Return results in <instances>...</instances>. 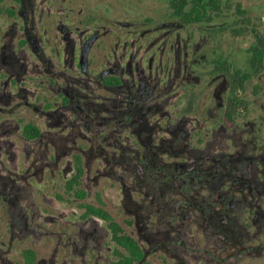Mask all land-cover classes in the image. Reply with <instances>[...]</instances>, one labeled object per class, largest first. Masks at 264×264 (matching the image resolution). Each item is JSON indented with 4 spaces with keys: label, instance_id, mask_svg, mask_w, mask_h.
Here are the masks:
<instances>
[{
    "label": "flooded vegetation",
    "instance_id": "af4514ba",
    "mask_svg": "<svg viewBox=\"0 0 264 264\" xmlns=\"http://www.w3.org/2000/svg\"><path fill=\"white\" fill-rule=\"evenodd\" d=\"M168 1L0 0V195L71 204L63 264H264V35L239 8L247 59L212 56Z\"/></svg>",
    "mask_w": 264,
    "mask_h": 264
},
{
    "label": "rangeland",
    "instance_id": "374dc122",
    "mask_svg": "<svg viewBox=\"0 0 264 264\" xmlns=\"http://www.w3.org/2000/svg\"><path fill=\"white\" fill-rule=\"evenodd\" d=\"M107 1L112 3L119 19L141 22L145 17L159 21L172 18L168 0ZM219 2L221 6L219 12L211 14L212 19L208 23L183 25L181 20H176V23L182 24V28L179 29L180 33L182 36L194 33L196 37L204 33L211 34L213 45L208 52L212 56L220 53L221 48L225 49L227 43L229 55L236 60L242 58L246 60L252 44L250 31H244L245 35L243 34V36L234 37L231 35L233 34L231 30L239 27L238 17L241 15L238 13V9L240 8L244 10L242 17L251 19L253 25L258 26L259 31L264 35V0H219ZM0 18L5 17L0 15ZM223 28L227 30H223ZM226 33L228 36H221ZM215 49L217 50L215 51ZM63 204L57 202L54 212H50V202L35 199L16 200L13 203L3 199L0 195V264H28L23 255L25 249L35 252L34 262H37L36 264H63L66 250L60 245V232L64 226V220L63 218L61 220L60 215L57 216V214L63 208L68 207L67 209H69L71 206V204L67 205L68 203ZM72 208L77 210L74 206ZM48 214L55 217H50ZM15 215L24 219L28 223V227L33 226L35 229L30 230L23 227L20 229L16 225L17 217ZM74 215H70V217L75 219ZM160 264H168V262L164 261Z\"/></svg>",
    "mask_w": 264,
    "mask_h": 264
},
{
    "label": "trees",
    "instance_id": "16d2710c",
    "mask_svg": "<svg viewBox=\"0 0 264 264\" xmlns=\"http://www.w3.org/2000/svg\"><path fill=\"white\" fill-rule=\"evenodd\" d=\"M219 0H176V16L181 17L183 20L191 22L192 20H200L201 18H209V8L206 4H210V11L214 14L220 10ZM244 12V10H242ZM245 26V24H244ZM232 30L234 34L244 33V30L239 29ZM243 28V27H242ZM114 229V239L121 243L132 242L130 239L117 235V231L119 229L116 223H111ZM130 244V243H128ZM23 255L27 261V263H31L34 260V252L32 250H24Z\"/></svg>",
    "mask_w": 264,
    "mask_h": 264
}]
</instances>
